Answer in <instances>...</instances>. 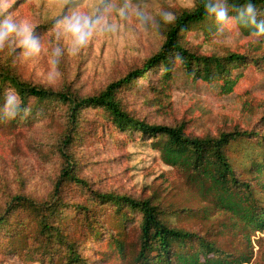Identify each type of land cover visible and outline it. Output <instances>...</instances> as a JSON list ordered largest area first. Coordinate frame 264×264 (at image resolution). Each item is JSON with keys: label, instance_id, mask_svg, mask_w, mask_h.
<instances>
[{"label": "trees", "instance_id": "trees-1", "mask_svg": "<svg viewBox=\"0 0 264 264\" xmlns=\"http://www.w3.org/2000/svg\"><path fill=\"white\" fill-rule=\"evenodd\" d=\"M203 2L193 0L192 6L182 7L175 0H159L160 7H155L147 20L157 40L155 49L134 67L90 93H81L71 82L53 87L24 78L15 65L13 51L0 50V128L22 130L42 126L48 141L35 142L40 145L39 157L55 171L45 199L5 190L4 201L0 203L1 262L7 259H17V264L250 261L251 251L223 249L217 237L228 230L250 244V236L264 230V110L251 128L235 124L215 133L196 135L187 132L185 120L148 123L138 118L124 101L127 91L148 90L155 94L157 104L164 107L161 100L168 96L176 66L193 81L219 82L224 92L231 91L242 69L251 66L264 71V37L249 41L243 52L225 49L208 55L186 41L189 31H200L207 38L222 27L215 23L214 17L207 16ZM227 2L229 15H235L234 7L248 2L264 13V0ZM164 13L170 14L167 19L171 22H165ZM258 19H264V15ZM52 22L38 28L50 30ZM237 27L244 36H251L252 29ZM8 94L17 95L21 101L12 118L4 112ZM25 109H30V113L25 114ZM106 131L130 138L137 135L140 141L149 142L160 153L161 160L195 189L204 205L194 209L165 204L156 190L133 197L94 188L80 174L76 150ZM181 213L205 219L223 214L228 218L216 219L212 227L202 232L176 223ZM89 245L94 249L86 254Z\"/></svg>", "mask_w": 264, "mask_h": 264}, {"label": "rangeland", "instance_id": "rangeland-1", "mask_svg": "<svg viewBox=\"0 0 264 264\" xmlns=\"http://www.w3.org/2000/svg\"><path fill=\"white\" fill-rule=\"evenodd\" d=\"M158 1L27 0L22 3L6 0L7 14L17 23H28L33 28L39 37L41 51L37 56L25 58L18 42L7 45L2 51H13L15 65L24 78L53 87L71 82L81 93H90L134 67L155 49L157 40L147 20L150 12L160 7ZM175 1L182 7L193 5V0ZM121 9L123 15L119 14ZM74 13L93 19L99 17L107 24L102 23L89 42L72 56L68 52L67 38L58 35V23ZM138 14H142L143 19ZM52 20V29L38 28ZM221 28L222 31L207 38L200 31H189L185 39L208 55L225 49L243 52L245 45L255 38L244 36L238 27ZM57 48L61 53L59 57L54 54ZM53 60H58L54 71ZM126 93L127 106L148 123L171 124L185 120L187 132L196 135L215 133L219 128L228 129L235 124L246 129L251 128L264 110V71L251 66L242 69L231 91L224 92L219 82L193 81L176 66L169 81L168 96L161 100L164 107L157 104L155 94L148 90ZM47 136L42 126L41 129L22 130L0 128V203L4 201L5 190L28 194L35 199L49 196L55 171L39 157L42 156L40 145L35 143L48 141ZM76 156L81 163L80 174L94 188L133 197L156 190L165 204L194 209L204 205L185 178L166 165L160 153L149 142L140 141L137 135L130 138L123 133L106 131L99 138L82 144ZM225 217L228 218L218 214L205 219L181 213L176 223L204 232ZM129 237L132 239V234ZM217 240L223 249L251 251L250 261L243 264H264V230L252 234L250 244L228 230H223ZM88 247L86 254L94 249V246ZM17 263V259L0 261V264Z\"/></svg>", "mask_w": 264, "mask_h": 264}, {"label": "clouds", "instance_id": "clouds-1", "mask_svg": "<svg viewBox=\"0 0 264 264\" xmlns=\"http://www.w3.org/2000/svg\"><path fill=\"white\" fill-rule=\"evenodd\" d=\"M8 7L6 0H0V50H3L7 45L18 42L25 58L37 56L41 51L39 37L34 34L33 28L28 23H17L10 14H7ZM203 8L208 17H214L217 25L249 28L252 29L251 36L256 38L264 37V19H258V16L264 15V13L258 12L252 2L234 7L232 10L235 15H229L227 0H204ZM119 14H124L123 9L120 10ZM138 15L143 19L142 14ZM163 15L165 22H171L167 19L170 15L169 13H164ZM102 23L107 24V21H102L99 17L93 19L81 13L65 16L58 23L60 29L58 35H63L67 38L69 55H77ZM222 30L223 28H218V31ZM54 54L59 57L61 54L60 49L57 48ZM176 59L179 60L180 56L176 55ZM51 63L54 71L58 60H53ZM20 103L21 101L17 95L8 94L4 104L5 114L9 118L14 117L17 114ZM24 111L25 114L30 113V109H25Z\"/></svg>", "mask_w": 264, "mask_h": 264}]
</instances>
